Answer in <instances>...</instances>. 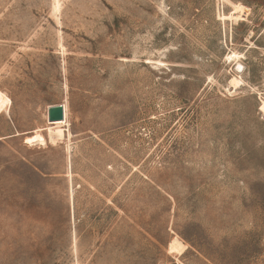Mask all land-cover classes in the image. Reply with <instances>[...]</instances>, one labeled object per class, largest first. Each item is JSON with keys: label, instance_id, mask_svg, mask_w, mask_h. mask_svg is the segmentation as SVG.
Listing matches in <instances>:
<instances>
[{"label": "rangeland", "instance_id": "obj_1", "mask_svg": "<svg viewBox=\"0 0 264 264\" xmlns=\"http://www.w3.org/2000/svg\"><path fill=\"white\" fill-rule=\"evenodd\" d=\"M0 92V264H264V0H0Z\"/></svg>", "mask_w": 264, "mask_h": 264}, {"label": "bare ground", "instance_id": "obj_2", "mask_svg": "<svg viewBox=\"0 0 264 264\" xmlns=\"http://www.w3.org/2000/svg\"><path fill=\"white\" fill-rule=\"evenodd\" d=\"M233 58L234 59L237 58V55L234 54V53L229 54L228 57H227V60H231ZM230 82H231V84L233 86H236V87L241 84V80L239 78H237V77H232ZM7 104H8V101H7L4 93L0 92V113L3 112L6 109ZM62 105L64 107V119L61 120V121H58V122H53L52 124L54 126H64V125H67V123H68L67 114H66V105H65L64 102L62 103ZM261 107L264 110V103L262 104ZM47 111H48V108H47ZM46 119H47V116H46ZM41 130L42 129H36V130L33 131V133L31 135H29V136H27L25 138L27 145L34 146V145H45L46 144L45 138L40 133ZM68 167L70 168V166H68Z\"/></svg>", "mask_w": 264, "mask_h": 264}, {"label": "water", "instance_id": "obj_3", "mask_svg": "<svg viewBox=\"0 0 264 264\" xmlns=\"http://www.w3.org/2000/svg\"><path fill=\"white\" fill-rule=\"evenodd\" d=\"M64 119V107L62 104H53L48 107L47 121L50 123Z\"/></svg>", "mask_w": 264, "mask_h": 264}]
</instances>
